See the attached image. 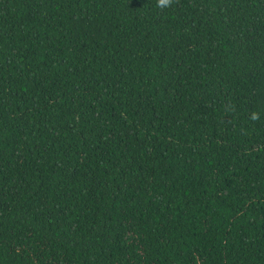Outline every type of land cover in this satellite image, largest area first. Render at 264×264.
<instances>
[{
	"label": "trees",
	"instance_id": "trees-1",
	"mask_svg": "<svg viewBox=\"0 0 264 264\" xmlns=\"http://www.w3.org/2000/svg\"><path fill=\"white\" fill-rule=\"evenodd\" d=\"M0 264H264V0H0Z\"/></svg>",
	"mask_w": 264,
	"mask_h": 264
},
{
	"label": "clouds",
	"instance_id": "clouds-1",
	"mask_svg": "<svg viewBox=\"0 0 264 264\" xmlns=\"http://www.w3.org/2000/svg\"><path fill=\"white\" fill-rule=\"evenodd\" d=\"M170 0H158V6L159 7H167Z\"/></svg>",
	"mask_w": 264,
	"mask_h": 264
}]
</instances>
